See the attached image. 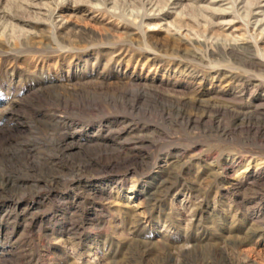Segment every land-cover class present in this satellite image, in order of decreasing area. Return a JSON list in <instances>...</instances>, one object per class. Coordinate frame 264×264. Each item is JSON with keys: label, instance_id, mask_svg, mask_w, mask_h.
<instances>
[{"label": "rangeland", "instance_id": "374dc122", "mask_svg": "<svg viewBox=\"0 0 264 264\" xmlns=\"http://www.w3.org/2000/svg\"><path fill=\"white\" fill-rule=\"evenodd\" d=\"M0 264H264V0H0Z\"/></svg>", "mask_w": 264, "mask_h": 264}]
</instances>
